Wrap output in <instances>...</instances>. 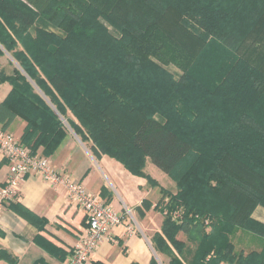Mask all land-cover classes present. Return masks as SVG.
Returning a JSON list of instances; mask_svg holds the SVG:
<instances>
[{"label": "trees", "instance_id": "1", "mask_svg": "<svg viewBox=\"0 0 264 264\" xmlns=\"http://www.w3.org/2000/svg\"><path fill=\"white\" fill-rule=\"evenodd\" d=\"M5 53L0 122L24 119L32 152L52 155L65 119L151 185L145 156L173 176L192 154L154 206L169 264H264V0H0Z\"/></svg>", "mask_w": 264, "mask_h": 264}, {"label": "crops", "instance_id": "2", "mask_svg": "<svg viewBox=\"0 0 264 264\" xmlns=\"http://www.w3.org/2000/svg\"><path fill=\"white\" fill-rule=\"evenodd\" d=\"M3 69L6 73L12 70ZM10 88L7 81L0 82V102ZM25 125L19 116L6 124L0 122V127L18 138ZM47 157L59 172L70 175L88 193L123 214L121 224L98 243L87 264L95 260L105 264H149L151 258L158 264H169V256L157 251L151 241L163 220L162 213L154 207L161 197L160 186L132 174L107 154L96 155L90 144L71 129ZM8 171V162L0 151V187ZM144 200L151 205L146 207ZM21 208L30 211L33 218L23 214ZM252 216L264 222L254 213ZM126 225L133 228L132 233ZM85 226L84 212L69 200L63 185L53 187L40 176L28 174L20 183L15 201L0 209V264H63ZM177 236L185 238L183 232Z\"/></svg>", "mask_w": 264, "mask_h": 264}, {"label": "built area", "instance_id": "3", "mask_svg": "<svg viewBox=\"0 0 264 264\" xmlns=\"http://www.w3.org/2000/svg\"><path fill=\"white\" fill-rule=\"evenodd\" d=\"M0 151L8 162L9 170L5 183L0 187V209L15 201L20 183L28 174L40 176L53 187L63 185L69 200L84 212L86 222L63 264H87L98 243L110 235L114 226L121 224L123 214L116 212L97 195L88 193L73 177L59 172L47 156L39 151L32 152L20 138L1 127ZM170 215L177 219L179 212H170ZM126 230L133 232L129 225H126Z\"/></svg>", "mask_w": 264, "mask_h": 264}, {"label": "rangeland", "instance_id": "4", "mask_svg": "<svg viewBox=\"0 0 264 264\" xmlns=\"http://www.w3.org/2000/svg\"><path fill=\"white\" fill-rule=\"evenodd\" d=\"M113 32L115 34H117L116 31L113 30ZM2 57H0V68H13L14 66H17V62L13 59V57L8 54V53H5L4 55H0ZM166 69L170 70L175 76H177L179 73H181V70L180 68H177L173 65H167ZM5 71V70H4ZM67 116H68V119L70 118L71 120H74L75 122L79 123L78 120L76 119V117L70 112V111H67ZM156 117L158 118H161L159 115L155 114ZM66 128L68 129H71L69 127V124L68 122H66L65 119H62ZM72 130V129H71ZM77 134V133H76ZM79 136V138L82 140V141H85L86 143L90 144V140H83L81 138V135L80 134H77ZM192 158V154L189 155L188 158L185 159V161L183 162V164L181 166H179L175 171H174V174L173 176L171 175H168L162 171H160L157 167H155L150 161L149 159L145 156L144 159H143V166H142V171L145 175L149 176L153 181H155L156 183H158V186H160V188H164V189H167L169 190L170 192H173L175 193L176 192V187H175V180L174 178L177 176L178 173L181 172V169L182 167L188 162L190 161V159ZM155 168V169H154ZM175 176V177H174ZM166 209H164L165 211ZM163 212L162 215H163ZM172 212H176V211H181L180 208H177L175 210H171ZM252 213H254V215L258 216V217H261L264 219V207H262L261 205H256L252 211ZM246 238L242 240V243L243 245L246 244ZM240 246V244H238ZM239 249V248H238ZM237 249V250H238Z\"/></svg>", "mask_w": 264, "mask_h": 264}]
</instances>
